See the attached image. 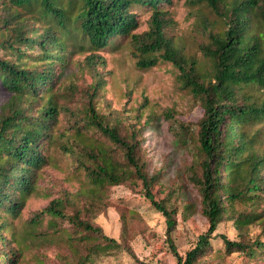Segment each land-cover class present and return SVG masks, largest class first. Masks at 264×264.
I'll return each mask as SVG.
<instances>
[{"label": "trees", "instance_id": "trees-1", "mask_svg": "<svg viewBox=\"0 0 264 264\" xmlns=\"http://www.w3.org/2000/svg\"><path fill=\"white\" fill-rule=\"evenodd\" d=\"M200 1L221 23L216 30L206 29V71L194 58L182 55L166 35L169 18L162 4L170 0H0V211L17 213L34 190L35 170L45 162L43 149L53 141L60 112L58 69L76 35L93 52L116 37L138 36L136 65L149 68L158 58L171 62L180 88L201 101V115L194 122L178 121L170 110L164 113L176 139L188 135L196 143L185 171L206 224L194 245L181 254L173 242L178 214H190L193 204L182 202L181 184L162 183V168H146L141 131L147 120L136 119L123 128L90 108L84 114L85 128H96L102 139L84 149L81 166L90 183L88 200L77 206L76 198L64 194L29 219L38 225L48 217L52 231L67 230L74 256L69 264H92L91 256L102 244L130 251L87 212L106 208L111 186L128 183L133 188L127 181L131 176L163 216L175 264L202 263L215 237L222 240L226 254L237 252L250 264H264V148L256 147L258 129L253 133L248 128L264 125V0ZM135 7L151 10L148 27L140 34L132 31L137 27ZM227 222L237 238L218 231ZM3 224L0 264H19L21 250L9 245ZM254 226L258 233L250 234Z\"/></svg>", "mask_w": 264, "mask_h": 264}, {"label": "rangeland", "instance_id": "rangeland-1", "mask_svg": "<svg viewBox=\"0 0 264 264\" xmlns=\"http://www.w3.org/2000/svg\"><path fill=\"white\" fill-rule=\"evenodd\" d=\"M162 7L169 18L165 33L176 49L194 58L202 70H208L210 61L203 54L202 46L208 42L206 29L221 27L215 14L200 0H170ZM134 10L137 27L132 31L140 34L148 27L151 10L142 7ZM112 41L93 52L86 41L76 35L64 52L65 63L58 69L55 84L60 112L53 141L43 149L45 162L35 170L34 190L25 197L17 213L0 211V222L4 223L2 234L14 250H21L19 264H69L73 261L64 227L55 232L49 227L48 217L38 225H33L29 219L50 199L64 194L76 198L77 206L88 200L85 193L90 183L81 166L86 161L84 149L98 138L102 139L96 128H85L84 114L90 113V108L108 123H120L123 128L136 119L147 120L141 131L146 168L149 172L162 168V183L167 187L181 184L182 202L193 204L190 214L177 216L173 242L178 252L184 254L205 229L198 195L185 171L196 143L188 135L176 139L164 115L170 110L178 121L194 122L201 115V101L180 88L178 70L171 62L158 58L149 68L136 65L138 36L137 39L116 37ZM248 128L253 133L258 129L256 147L263 149L264 125L253 124ZM127 181L134 184L133 188L128 183L111 186L105 194L106 208L88 211L87 217L107 235L127 244L131 252L102 244L91 256V263L175 264L165 239L163 216L141 195V186L133 176ZM217 229L230 239L237 238L231 222L222 223ZM256 233L258 228L254 226L250 234ZM202 260L200 264H250L240 253L226 254L219 237L211 240V250Z\"/></svg>", "mask_w": 264, "mask_h": 264}]
</instances>
